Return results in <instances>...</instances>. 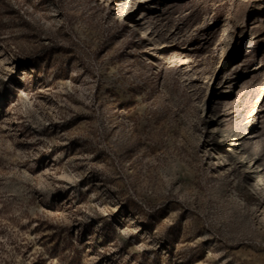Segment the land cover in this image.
<instances>
[{
	"label": "rangeland",
	"instance_id": "374dc122",
	"mask_svg": "<svg viewBox=\"0 0 264 264\" xmlns=\"http://www.w3.org/2000/svg\"><path fill=\"white\" fill-rule=\"evenodd\" d=\"M0 264H264V0H0Z\"/></svg>",
	"mask_w": 264,
	"mask_h": 264
}]
</instances>
